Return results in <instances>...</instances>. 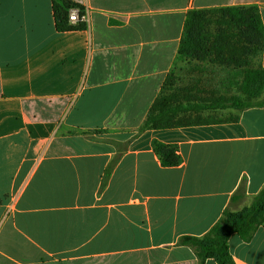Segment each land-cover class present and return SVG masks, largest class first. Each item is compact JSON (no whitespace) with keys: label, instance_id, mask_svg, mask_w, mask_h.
I'll return each mask as SVG.
<instances>
[{"label":"crops","instance_id":"0c3cea01","mask_svg":"<svg viewBox=\"0 0 264 264\" xmlns=\"http://www.w3.org/2000/svg\"><path fill=\"white\" fill-rule=\"evenodd\" d=\"M55 1L0 0V264H199L180 238L206 235L240 187L232 211L264 188V107L139 130L171 74L181 96L224 97L222 68H178L187 14L256 6L264 24V0H65L88 21L64 33ZM154 141L182 163L163 167ZM229 250L264 264V226Z\"/></svg>","mask_w":264,"mask_h":264},{"label":"trees","instance_id":"16d2710c","mask_svg":"<svg viewBox=\"0 0 264 264\" xmlns=\"http://www.w3.org/2000/svg\"><path fill=\"white\" fill-rule=\"evenodd\" d=\"M77 7L65 0L54 2V16L58 32L86 30V24L72 25L69 10ZM264 51V24L260 10L256 6L230 7L212 10H193L187 14L178 64L186 62L222 68L225 86H233L235 95L216 98H191L181 96L182 90L174 91L176 84L173 74L165 81L160 96L152 105L139 132L212 125L238 121L239 118H212L197 116L179 117L184 113H199L215 109L245 110L264 107V68L256 67V62ZM172 90V91H170ZM167 94V92H169ZM187 101L189 107L183 102ZM153 150L163 167H177L182 163L178 147L154 141ZM245 189L240 187L232 203L219 222L203 237L183 236L182 246L195 250L199 264L208 259L217 264H236L230 250L229 239L238 235L249 242L264 226V188L251 206L232 211L231 204L245 199Z\"/></svg>","mask_w":264,"mask_h":264},{"label":"rangeland","instance_id":"374dc122","mask_svg":"<svg viewBox=\"0 0 264 264\" xmlns=\"http://www.w3.org/2000/svg\"><path fill=\"white\" fill-rule=\"evenodd\" d=\"M180 65V66H179ZM187 65V63L186 62H183V63H179L178 64V68L179 69H181V73H184V71H185V66ZM188 66V65H187ZM220 69V68H219ZM224 77H225V74H224ZM182 79H183V77H182ZM225 81V80H224ZM226 83V82H225ZM175 87V86H174ZM174 89V88H173ZM224 96H228V97H230L231 95H235V93H236V89H235V87H233V86H225L224 87ZM170 91H172V90H170ZM170 91L169 92H167V94L168 93H170ZM209 92H207V94H206V99H208V98H215V90L214 89H209L208 90ZM183 103H185V102H183ZM186 107H189V104H187V105H185ZM191 117H192V115H191ZM195 118H197V117H195Z\"/></svg>","mask_w":264,"mask_h":264},{"label":"built area","instance_id":"2783aa9c","mask_svg":"<svg viewBox=\"0 0 264 264\" xmlns=\"http://www.w3.org/2000/svg\"><path fill=\"white\" fill-rule=\"evenodd\" d=\"M88 21L87 11H84L78 7H74L69 10V22L72 25L80 23L86 24Z\"/></svg>","mask_w":264,"mask_h":264}]
</instances>
